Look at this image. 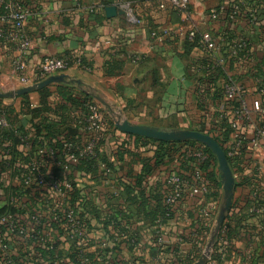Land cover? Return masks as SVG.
Returning a JSON list of instances; mask_svg holds the SVG:
<instances>
[{"label": "crops", "instance_id": "0c3cea01", "mask_svg": "<svg viewBox=\"0 0 264 264\" xmlns=\"http://www.w3.org/2000/svg\"><path fill=\"white\" fill-rule=\"evenodd\" d=\"M27 4L33 16L24 33L32 45L25 60L37 64L46 57L82 55L86 67L73 66L66 73L68 82L61 85L92 97L114 124L122 119L160 130H192L214 139L219 136L213 117L201 112L194 102L195 86L206 77L197 67L207 60L193 50L181 52L166 36L171 28L195 26L229 41L243 36L250 43L252 62L239 65L228 60L221 77L244 81L250 92L255 89L254 76L264 79V0H193L188 17L165 0H28ZM234 5L242 8L236 21L227 15L219 21L209 17L213 9ZM250 6L255 7L258 19L254 27L248 26L246 18ZM112 7L116 13L109 16L107 9ZM0 28L13 29L1 13ZM154 34L163 39L157 40ZM19 57L16 44L0 42V90L4 93L20 88L12 76L13 62ZM112 58L116 61L108 64ZM56 86L49 87L51 112H42L37 119L20 110L25 97L28 110H42L40 92L0 99V108L20 113L15 124L27 137L34 136L33 121L50 120L62 130L74 128L87 111L65 106ZM135 137L139 136L117 128L107 134L100 161L112 169L109 185L104 172L89 169L87 164L72 166L59 156L53 174L70 186L69 203L86 222V234L70 242L64 230L52 229L50 249L59 256L58 264H195L207 253V264H264V176L236 183L232 207L215 235L225 197L219 167L210 166L204 173L208 194L188 196L173 208L169 218H160L163 208L158 195L165 190L163 181L172 174L190 177L191 165L182 168L179 155L165 158L167 170L160 177H147L138 188L143 161L155 157L159 141ZM183 149L188 159L206 152L196 142L185 143ZM15 151L25 155L29 149L18 145ZM12 153L6 144L0 147V164L6 160L4 174L10 183L6 197L14 195L26 205L24 219L27 211L47 216L46 196L52 194L25 180ZM114 226L118 227L115 232ZM132 235L135 243L129 240ZM9 239L14 260L27 257L32 264H52L48 255L43 256L30 243L21 248L16 235ZM102 243L107 244L104 251L99 249Z\"/></svg>", "mask_w": 264, "mask_h": 264}, {"label": "built area", "instance_id": "2783aa9c", "mask_svg": "<svg viewBox=\"0 0 264 264\" xmlns=\"http://www.w3.org/2000/svg\"><path fill=\"white\" fill-rule=\"evenodd\" d=\"M173 9L185 16H189L190 6L193 0H165ZM6 4L10 10L6 22L13 25V29L5 31L0 28V42L17 45L20 57L13 62V77L16 79L19 89L36 85L49 77L66 74L73 66L86 67L82 55L46 57L37 64H29L25 55L31 49L32 41L25 33V26L33 16V12L26 4V0H0V5ZM164 8V6H162ZM242 8L240 5L233 7L220 6L210 12L209 17L213 21H219L223 15L231 21H236L240 16ZM246 18L249 27L257 24L256 9L250 6L246 9ZM157 40L163 37L153 35ZM166 36L175 42L181 52L185 51L186 44H196L193 51L199 53L208 60V66L197 67V71L206 70L205 78L196 84L194 89V102L197 108L213 117L220 133L219 136L224 142L225 154L232 169L235 183L251 177L264 176V79L258 76L253 77L255 89L250 92L242 80L233 78L224 79L221 74H215L218 70L224 69L228 60L235 64L252 62L250 43L243 36H236L229 41L221 34L206 32L192 26L186 28L180 26L175 29H168ZM82 127L83 137L80 144L64 141V158L72 166H78L82 159L98 158V146L106 138L110 129V121L105 116L100 105L91 104L88 107V114L79 123ZM12 129L8 122L7 114L0 112V132ZM15 139L20 144H26L28 137L18 134ZM1 138V136H0ZM19 144V145H20ZM198 144V143H196ZM6 145H9L6 139ZM27 145V144H26ZM11 150V149H10ZM12 151V150H11ZM10 153V152H9ZM11 154V153H10ZM28 154L16 155L14 162L27 175V182L34 183L37 188L44 189L52 194L46 196L47 216H38L27 211V219H24L22 210L26 205L20 201L16 205L17 215L7 212L0 216V264H29L28 262L18 263L10 256L9 236L16 235L23 240H32L38 247H52V229L59 228L65 231L70 242H77L86 234V222L69 203L70 186L58 182L51 176L53 164L58 163L57 152L50 147L38 149V157L26 162ZM9 157L6 151V159ZM194 157L198 163L207 159L206 152L196 153ZM248 163L249 165H246ZM246 165V166H245ZM99 168L105 173L106 184H110L112 169L106 164L100 163ZM32 174L36 181L32 180ZM207 180L199 165L196 164L190 177L170 175L163 181L165 187L162 203L166 209L164 218H169L173 208L188 196H204L208 194L206 187ZM5 228V229H4ZM118 227H113V232ZM131 243H135L134 236H130ZM159 242H162L160 236ZM106 243L99 245L100 251H104ZM56 259L54 264H58ZM82 264H86L85 261Z\"/></svg>", "mask_w": 264, "mask_h": 264}, {"label": "trees", "instance_id": "16d2710c", "mask_svg": "<svg viewBox=\"0 0 264 264\" xmlns=\"http://www.w3.org/2000/svg\"><path fill=\"white\" fill-rule=\"evenodd\" d=\"M18 1V0H15ZM26 0V4H27ZM28 5V4H27ZM0 13L2 15H4V18H7L10 14V10L9 8H7L6 4L0 5ZM9 31V30H7ZM196 44H186L185 45V51L184 53H189L193 50V48L195 47ZM70 55H68L69 57ZM115 58H112V60L108 63L110 64L111 62H115L116 60H114ZM207 60V59H206ZM199 67H203V66H208V60L202 64L198 65ZM222 70H218V72H216L215 74H220ZM199 72L205 73V74H211L208 73L206 70L201 69ZM57 89V94L60 96L61 101L65 104V106H73L76 108H83L85 111H87L88 114V107L91 104H97V102L90 97L89 95H85L81 92H79L78 90H73L68 86L65 85H59L56 86ZM51 89L50 88H46L42 91H40V97L42 98V110L38 109V110H33L30 111L28 110L29 107L28 106V98L25 97L23 98V102H22V106H21V113H23L26 110V114L32 116L33 119H37L41 116L42 112H51V108L49 106V98L51 96ZM4 112L5 115L7 114V118H8V122L10 124V126L12 127V129H10L7 134H6V130L1 131L0 132V147L3 144H6V139H8L9 141V145H7V148L12 150V160L14 161V159L16 158V155L18 156H23L22 154H19L16 150L17 146L21 143L19 139H15V133L14 131H16L18 134H21V132H23L21 128H19V126L17 124H15V122L17 121V118L19 117L20 113H16L15 114V110L13 109H2L0 108V112ZM82 119H84V116H82L81 118H78L75 122V126L74 128H65L64 130H62L63 127H59V124L53 123V122H49L50 120H44V121H40V122H32L31 128L32 130H34V136L32 137H28L27 140V146L29 149L28 152V156L26 158V162L29 163V161L33 158L38 157V149L43 148V147H50L53 148L56 152L58 157L62 156L64 157V141H68V142H73L74 144H80L82 141V137H83V131H82V127L81 125H79V123L82 121ZM108 119V118H107ZM110 121V129L108 131V134L111 131H114L116 129L114 122L109 119ZM64 123V122H63ZM22 136H24L25 134H21ZM75 136H79L81 139L80 140H76ZM138 140H143V141H149L146 140L144 138L141 137H135ZM218 143L222 146V148H225L224 142L221 140L220 137L215 138ZM105 140V139H104ZM103 140V142H104ZM103 142H101V144L98 146V158L95 159H82L80 160L79 165L82 164H87L89 169L95 170V171H101L103 172L100 168H99V164L103 163L102 161H100V148L103 144ZM150 142H155V141H151ZM159 143V147L158 150L155 154V157L152 160H146L143 161V169L141 174L137 177L136 180V184L138 186V188H141V184L143 183V181L147 178V177H153V176H159L160 177V173L165 170H167V165L168 163L165 161V158H172L174 157V155H179L180 161H182L184 164L182 165L185 170L188 169L187 164H190V169H189V173L192 172V170L194 169V167L197 165L200 166L201 170L203 173H206L207 170H209L210 166L213 167H218V162L216 157L206 148L203 146V148L206 151L207 154V159L204 162L198 163L197 159H193V158H186L185 154L182 152H185L183 149V146L185 145V143L188 142H180V143H176V142H157ZM24 144V145H26ZM23 145V144H20ZM202 146V145H201ZM182 158V159H181ZM178 162V163H179ZM16 165V163H15ZM55 164H53V169H52V174L49 177L48 176V181L50 180V178L52 177L54 180L61 182L62 180H60L59 178H57V176H55L53 174V170L55 169ZM107 167H109L107 165ZM6 168V160H4L3 162H1L0 164V216H3L4 214H6L7 212H10L13 215H17V209H16V205L19 201L14 197V195H11L10 197H6V189L9 187L10 183L9 180L6 178L5 176V169ZM20 174L23 175V177L25 178V180L27 181V175L26 172H24L19 166H17ZM32 180L36 181L35 179V175L32 174ZM34 184V183H33ZM13 188V187H12ZM14 189V188H13ZM131 193V190L128 189V193ZM164 192L165 190H163V192H161L159 196V201L161 200L162 203V199L164 196ZM158 199V197H156ZM11 199L15 200V204L12 205L11 203ZM162 209V214L160 218H164L165 214H166V209L163 206H161ZM21 212H25V210H22ZM1 226V225H0ZM2 228V226H1ZM3 229V228H2ZM5 229V228H4ZM21 242L18 243V247H23V243L27 242L30 243V245L33 248H37V250L40 251V253L45 256L48 255L49 260L52 261V264H54V262L56 261V259L59 257L58 255H55L54 250H51L50 246H42V247H38L36 245V243L32 240H23L21 238H18ZM18 263L21 262H28L29 264H32V261L30 259H28L27 257L25 258H21V259H16Z\"/></svg>", "mask_w": 264, "mask_h": 264}, {"label": "water", "instance_id": "95a60500", "mask_svg": "<svg viewBox=\"0 0 264 264\" xmlns=\"http://www.w3.org/2000/svg\"><path fill=\"white\" fill-rule=\"evenodd\" d=\"M115 13H116V8L112 7L107 9V14L109 16H112ZM68 80L69 77L67 74H61V75L49 77L48 79L36 85L27 88H22L14 92L4 93L0 90V99L17 98L32 93H37L54 85L65 84L68 82ZM115 126L119 131L125 134L135 135L159 142H176V143L196 142L205 146L216 157L219 171L221 173V180L223 183L224 194H225L224 204L220 210L217 220V226L215 230V235H218L224 224L226 214L230 211L232 207L234 191L236 187L235 178L233 176V172L229 165L225 151L222 148V146L218 143V141L213 137H211L210 135L198 131H192V130L166 131V130H160L156 127L135 125L129 122L128 120H122V119L116 121ZM212 246L213 245H211L210 247L212 248ZM208 260H209V253L204 254L195 264H207Z\"/></svg>", "mask_w": 264, "mask_h": 264}, {"label": "rangeland", "instance_id": "374dc122", "mask_svg": "<svg viewBox=\"0 0 264 264\" xmlns=\"http://www.w3.org/2000/svg\"><path fill=\"white\" fill-rule=\"evenodd\" d=\"M139 122H141V121H139Z\"/></svg>", "mask_w": 264, "mask_h": 264}]
</instances>
